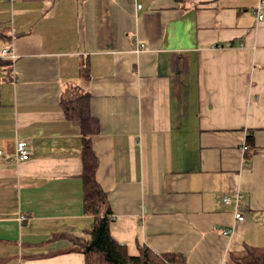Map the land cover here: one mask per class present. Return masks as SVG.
Here are the masks:
<instances>
[{"label":"crops","instance_id":"1","mask_svg":"<svg viewBox=\"0 0 264 264\" xmlns=\"http://www.w3.org/2000/svg\"><path fill=\"white\" fill-rule=\"evenodd\" d=\"M259 3L0 0V264H86L61 237L94 226L85 139L130 256L226 264L264 247ZM83 106L87 138L67 117ZM238 194L243 223L222 200Z\"/></svg>","mask_w":264,"mask_h":264},{"label":"trees","instance_id":"2","mask_svg":"<svg viewBox=\"0 0 264 264\" xmlns=\"http://www.w3.org/2000/svg\"><path fill=\"white\" fill-rule=\"evenodd\" d=\"M69 110L70 108L67 110V117L81 119L82 130L87 138L90 133L88 107ZM83 153L84 210L86 214L94 217V226L85 236L61 237H66L76 251L84 254L86 264H186L185 258L178 253L156 254L146 246L141 248L138 256H130L125 246L112 237L110 224L113 213L107 194L96 181L97 162L87 139ZM226 264H264V247H248L241 254L230 255Z\"/></svg>","mask_w":264,"mask_h":264},{"label":"built area","instance_id":"3","mask_svg":"<svg viewBox=\"0 0 264 264\" xmlns=\"http://www.w3.org/2000/svg\"><path fill=\"white\" fill-rule=\"evenodd\" d=\"M264 5V0H260L259 6L256 9L258 20H263V14H262V7ZM138 8H141V5L138 6ZM141 47L143 45L141 44ZM5 52H3V55ZM243 150H247V146H243ZM15 153L18 160H29L31 155L30 145L25 140H18L15 145ZM1 155V153H0ZM242 199L243 196L241 194H238L235 199L229 198L227 196H223L222 200L226 204H231L232 202L235 205V221L237 223H243L246 219L243 206H242ZM23 219V218H22Z\"/></svg>","mask_w":264,"mask_h":264}]
</instances>
